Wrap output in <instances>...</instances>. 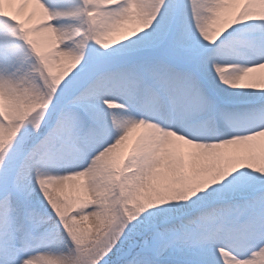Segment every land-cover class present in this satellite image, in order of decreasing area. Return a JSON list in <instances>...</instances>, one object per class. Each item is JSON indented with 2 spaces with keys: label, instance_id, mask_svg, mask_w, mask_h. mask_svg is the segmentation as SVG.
<instances>
[{
  "label": "snow or ice",
  "instance_id": "1",
  "mask_svg": "<svg viewBox=\"0 0 264 264\" xmlns=\"http://www.w3.org/2000/svg\"><path fill=\"white\" fill-rule=\"evenodd\" d=\"M264 0H0V264H264Z\"/></svg>",
  "mask_w": 264,
  "mask_h": 264
},
{
  "label": "bare ground",
  "instance_id": "2",
  "mask_svg": "<svg viewBox=\"0 0 264 264\" xmlns=\"http://www.w3.org/2000/svg\"><path fill=\"white\" fill-rule=\"evenodd\" d=\"M256 75H264V72H258Z\"/></svg>",
  "mask_w": 264,
  "mask_h": 264
}]
</instances>
